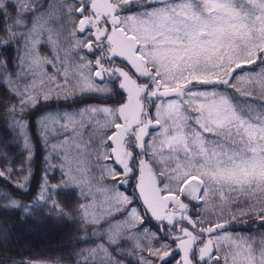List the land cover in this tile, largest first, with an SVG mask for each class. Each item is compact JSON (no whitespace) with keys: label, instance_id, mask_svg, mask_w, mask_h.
<instances>
[{"label":"snow or ice","instance_id":"1","mask_svg":"<svg viewBox=\"0 0 264 264\" xmlns=\"http://www.w3.org/2000/svg\"><path fill=\"white\" fill-rule=\"evenodd\" d=\"M0 89V211L75 229L11 264H264V0H0Z\"/></svg>","mask_w":264,"mask_h":264},{"label":"trees","instance_id":"2","mask_svg":"<svg viewBox=\"0 0 264 264\" xmlns=\"http://www.w3.org/2000/svg\"><path fill=\"white\" fill-rule=\"evenodd\" d=\"M5 98L3 89H0V100ZM118 97L111 103H115ZM33 137L36 142V150L33 161L32 185L33 192L41 182V173L44 167V148L39 143V138L33 130ZM0 138L11 140V136L5 128L3 122H0ZM15 152L16 149H11ZM59 173H57V176ZM55 182V180H53ZM27 203L31 197H20ZM75 197L70 193H62L61 201L67 208L71 205ZM248 231L247 226L241 229ZM0 264H11L12 260H20L30 256H48L60 255L67 256L73 244L75 229L65 222L62 225H55L43 213H40L35 219L26 217L23 220L19 214L0 211Z\"/></svg>","mask_w":264,"mask_h":264}]
</instances>
